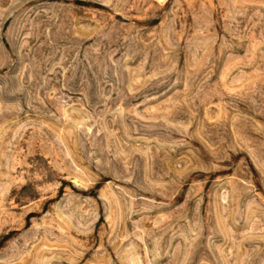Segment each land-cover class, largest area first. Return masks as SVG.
Here are the masks:
<instances>
[{
    "label": "rangeland",
    "instance_id": "374dc122",
    "mask_svg": "<svg viewBox=\"0 0 264 264\" xmlns=\"http://www.w3.org/2000/svg\"><path fill=\"white\" fill-rule=\"evenodd\" d=\"M0 264H264V0H0Z\"/></svg>",
    "mask_w": 264,
    "mask_h": 264
}]
</instances>
